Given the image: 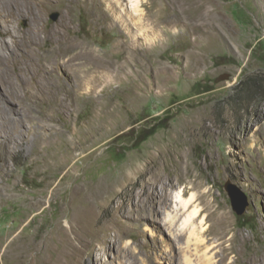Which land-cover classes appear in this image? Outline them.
<instances>
[{
  "label": "rangeland",
  "instance_id": "374dc122",
  "mask_svg": "<svg viewBox=\"0 0 264 264\" xmlns=\"http://www.w3.org/2000/svg\"><path fill=\"white\" fill-rule=\"evenodd\" d=\"M139 2L132 14L129 0H28L41 32L27 51L49 53L48 31L61 29L110 68L90 73L89 92L71 86L52 115L13 98L30 118L25 137L0 136V264H179L190 229L174 242L185 216L168 226L174 209L159 197L181 189L196 197L197 236L216 264H264V0ZM13 23L29 39V19ZM39 127L58 134L38 142ZM224 216L239 255L218 246Z\"/></svg>",
  "mask_w": 264,
  "mask_h": 264
},
{
  "label": "bare ground",
  "instance_id": "6f19581e",
  "mask_svg": "<svg viewBox=\"0 0 264 264\" xmlns=\"http://www.w3.org/2000/svg\"><path fill=\"white\" fill-rule=\"evenodd\" d=\"M129 1L132 14H137L139 12V0ZM103 14L105 13L103 12ZM93 16L96 20L102 16V13H94ZM26 19L30 21L28 24L31 31L29 39L21 32L20 34L13 32V28H15L13 27V22H21ZM132 21H134V18H132ZM12 23L13 26L11 25ZM68 25L69 23H65V28H68ZM40 32L39 16H37L31 4H28V0H0V35L12 37L11 42L3 40L0 43V136L4 138L3 143L16 142V137H25L24 129L20 128H25V118H30L28 112L23 111L21 108H19L20 110L15 108V104L17 105L18 101L15 102L13 98L21 100L22 103L20 105L25 103L30 109L36 107L39 109L41 106H46L45 109L49 110L47 114L52 115L58 112V108L61 109L66 105L62 96H73L71 86L89 92L87 79L90 73L99 74L94 77V79L99 80L103 75V71L110 68L99 51H93L83 40L79 42L71 40L67 37L65 31L61 29L48 31L49 35L56 38V43L50 48L49 53L43 56H34L33 52L27 51L25 43L33 42ZM134 42L136 41L134 40ZM128 48L134 51L135 45L130 43ZM83 67L85 69H82ZM132 74L130 72V75ZM74 92L76 91L74 90ZM29 111L31 112V110ZM33 131L35 136L38 135V137L36 136L38 142L42 138L55 137L58 134L54 130L44 135L42 131L40 132V127L38 129L33 128ZM157 194L159 193L152 192L153 199L157 197ZM185 194L186 191L181 189L175 194L166 193L165 196L159 197L166 209L168 206H172L174 209L173 215L168 214V226L169 224L170 227L173 226L179 216H185L182 229L179 231L182 235L181 233H179L180 235L174 232V234L170 233L174 242L178 241L180 243L178 239L186 237V233L189 230H185V227L189 226L190 229L187 246L182 248L180 245L178 252L179 264H216L211 255L209 256L207 253L208 250L210 251V240L205 242L201 237L197 236L198 229L195 219L201 216V209L196 204V197L191 195L190 198H186ZM155 212L159 215L158 210H155ZM225 216L218 220L221 233L217 241L222 240L218 246L225 252H236L239 255L238 245L241 242V238L236 239L232 236L230 239H226V236L231 232V228L228 221L229 218L227 219ZM204 220L202 219L200 223L202 229L200 233H203V235L207 233V228L204 227ZM227 242H230L228 247L225 246ZM192 245L195 247L192 248ZM188 248L190 251L187 250ZM202 249L206 250V252L199 255V251ZM239 259V257L236 258L234 256L231 264L238 263ZM251 261L252 264H261L257 258H253ZM218 264H220V261H218Z\"/></svg>",
  "mask_w": 264,
  "mask_h": 264
},
{
  "label": "water",
  "instance_id": "95a60500",
  "mask_svg": "<svg viewBox=\"0 0 264 264\" xmlns=\"http://www.w3.org/2000/svg\"><path fill=\"white\" fill-rule=\"evenodd\" d=\"M58 15L56 14L54 18L56 19ZM226 191L232 200L233 210L238 215H243L248 207L247 199L242 190L231 182L227 183Z\"/></svg>",
  "mask_w": 264,
  "mask_h": 264
},
{
  "label": "trees",
  "instance_id": "16d2710c",
  "mask_svg": "<svg viewBox=\"0 0 264 264\" xmlns=\"http://www.w3.org/2000/svg\"><path fill=\"white\" fill-rule=\"evenodd\" d=\"M155 129L154 128H150L149 130L143 131L142 133L139 134V136L137 137V139L139 138L140 142H144L146 141L149 137H151L154 133H155Z\"/></svg>",
  "mask_w": 264,
  "mask_h": 264
}]
</instances>
